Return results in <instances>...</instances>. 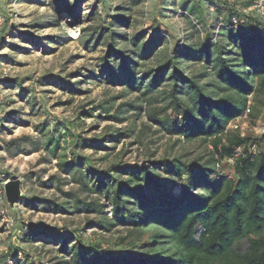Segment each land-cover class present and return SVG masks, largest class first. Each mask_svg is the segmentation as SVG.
<instances>
[{"label":"rangeland","instance_id":"1","mask_svg":"<svg viewBox=\"0 0 264 264\" xmlns=\"http://www.w3.org/2000/svg\"><path fill=\"white\" fill-rule=\"evenodd\" d=\"M225 1L0 0V264H71L75 235L86 247L108 246L128 234L114 222L111 200L93 191L98 182L89 178L90 169L149 167L165 155L191 161L207 154L206 145L173 137L149 117L166 106L162 86L168 81L160 82L157 101L149 104L125 84L128 79L111 78L105 69L107 62L114 65V51L133 57L150 49L129 68L136 77L166 64L172 50L187 74L205 72L196 53L201 44L211 43L213 34L216 44L232 46L246 25L243 18L227 26ZM260 3L236 0L253 24ZM111 27L116 41L109 38ZM250 98L257 117L247 111L229 125L241 135L264 130V104ZM115 128L123 135L112 139ZM96 177L103 174L96 171ZM13 178L22 180L23 196L11 208L5 183ZM32 231L42 234L29 241ZM45 231L62 237L54 240Z\"/></svg>","mask_w":264,"mask_h":264},{"label":"trees","instance_id":"2","mask_svg":"<svg viewBox=\"0 0 264 264\" xmlns=\"http://www.w3.org/2000/svg\"><path fill=\"white\" fill-rule=\"evenodd\" d=\"M225 6L229 28L243 18L246 25L238 28L232 46L216 44L213 34L208 37L211 43L201 44L196 52L206 69L201 74H187L174 50L166 64L140 77L129 68L138 66L135 59L150 49L136 51L133 57L114 51V65L106 63L111 78L128 79L125 84L147 96L149 104L157 101L160 82L168 81L162 86L166 106L153 108L149 117L173 137L196 141L199 148L206 145L207 154L191 161L165 155L149 167L112 164L96 170L103 178L90 169L89 178L94 185L98 182L93 191L111 200L114 222L129 230L124 237L108 240V246L93 242L85 247L82 236L75 235L71 264H264V133L241 135L229 127L248 110L255 117L250 97L264 104V20L257 14L261 19L253 24L254 18H247L237 5L225 1ZM108 31L116 41L112 27ZM120 62L123 72L116 75ZM101 111L109 112L106 107ZM118 135H123L121 129L115 128L110 138ZM114 168L130 177L123 178ZM37 234L42 233H28V240ZM44 234L54 240L61 236Z\"/></svg>","mask_w":264,"mask_h":264},{"label":"water","instance_id":"3","mask_svg":"<svg viewBox=\"0 0 264 264\" xmlns=\"http://www.w3.org/2000/svg\"><path fill=\"white\" fill-rule=\"evenodd\" d=\"M22 180L20 178H13L5 183V192L8 205L14 208L20 197L23 196Z\"/></svg>","mask_w":264,"mask_h":264},{"label":"built area","instance_id":"4","mask_svg":"<svg viewBox=\"0 0 264 264\" xmlns=\"http://www.w3.org/2000/svg\"><path fill=\"white\" fill-rule=\"evenodd\" d=\"M231 4V6H234L236 4V0H230L229 2ZM263 3H264V0H261V3L260 4H257L256 5V10L258 11V13H260L261 15L264 14V6H263ZM3 23V19H2V16L0 15V25ZM250 111V110H248ZM257 132L259 134H262L264 133V130H257Z\"/></svg>","mask_w":264,"mask_h":264},{"label":"clouds","instance_id":"5","mask_svg":"<svg viewBox=\"0 0 264 264\" xmlns=\"http://www.w3.org/2000/svg\"><path fill=\"white\" fill-rule=\"evenodd\" d=\"M235 5H237L238 6V4H235ZM259 14V13H258Z\"/></svg>","mask_w":264,"mask_h":264}]
</instances>
